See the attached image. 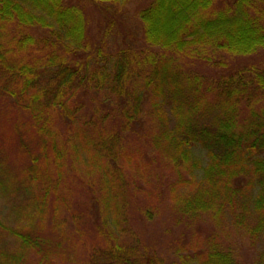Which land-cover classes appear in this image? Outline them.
Returning a JSON list of instances; mask_svg holds the SVG:
<instances>
[{
  "label": "trees",
  "instance_id": "obj_1",
  "mask_svg": "<svg viewBox=\"0 0 264 264\" xmlns=\"http://www.w3.org/2000/svg\"><path fill=\"white\" fill-rule=\"evenodd\" d=\"M138 19L142 45L107 52L110 27L91 46L88 18L77 4L0 0V95L27 116L26 128L35 137L33 145H25L32 165L26 181L42 180L35 168L43 161L55 167V184L64 160L76 162L86 154L89 169L82 177L88 179L81 181L99 187L88 204L100 213L95 233L100 247L84 264H167L139 240L130 245L119 239L108 224L112 207V220L120 221L123 174L116 152L124 135L144 137L146 115L154 128L148 149L169 165L167 191L180 217L191 222L206 215L216 229L229 224L250 241L264 242V65L231 62L264 50V0H148ZM34 27L46 36L28 32ZM186 60L220 68L206 80L181 63ZM83 108L90 114L81 120ZM57 120L59 140L52 127ZM145 213L151 218L152 208ZM3 229L49 264L52 247L41 236ZM211 235L191 248L185 240L176 242L172 264H239L236 249L219 233ZM14 254L0 251V264H21L23 254Z\"/></svg>",
  "mask_w": 264,
  "mask_h": 264
},
{
  "label": "rangeland",
  "instance_id": "obj_2",
  "mask_svg": "<svg viewBox=\"0 0 264 264\" xmlns=\"http://www.w3.org/2000/svg\"><path fill=\"white\" fill-rule=\"evenodd\" d=\"M68 1L82 8L88 18L86 34L88 41L91 39V46L99 43L107 27H110L104 37L107 52H115L128 43H135L134 46L138 47L142 45V23L138 19V10L148 0H123L101 5L89 4L88 0ZM28 32L35 37L46 36V31L38 27L29 28ZM232 59L235 66L247 62L263 66L264 50L250 57ZM186 62L181 61L186 68L203 75L206 80H210L208 75L220 68L196 60ZM87 109L81 110V120L90 114ZM26 119L27 116L19 112L11 100L0 95V181L6 187L1 188L0 185V251L12 255L22 253L21 264H42L31 249H22L19 241L3 228L25 229L41 236L49 244L47 246L52 247L49 264H84L89 261L92 250L100 247L95 237L100 213L88 204V197L92 196V191L99 194V187L95 184L90 189L85 183L87 181H81V178L88 179L82 177L89 169L83 163L88 156L83 154L72 163H65L64 160L60 169L62 178L55 184L52 182L55 167L43 161L37 163L35 168L42 180L26 181L32 165L31 154L26 152L25 145H33L35 139L34 133L26 128ZM145 120L144 137L124 135L125 143L119 153L116 152L120 155L118 168L123 174L117 193L120 221L116 224L112 220L115 218L112 207L108 217L112 224L109 220L108 224L119 239L130 245L139 240L143 247L153 248L165 257L167 264H172L175 259L174 246L178 241H187V248H191L193 244L201 245L209 235L213 236L212 233H217V236L219 233L224 242L236 249L239 264H264V259L260 257L264 253V242L250 241L229 224L216 229L206 215L191 222L180 217L167 191L172 178L169 165L148 149L147 139L154 128L150 130L146 115ZM107 121H110L109 118ZM60 125V120H57L52 126L57 140L62 137ZM82 131L91 133L89 129ZM199 157L204 160V154ZM44 176H49V181L43 179ZM94 176H98V173L94 172ZM109 205L112 206L111 201ZM150 208L153 213L148 218L145 210ZM112 225L121 228L117 230Z\"/></svg>",
  "mask_w": 264,
  "mask_h": 264
}]
</instances>
